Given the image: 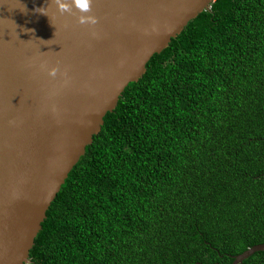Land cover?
<instances>
[{
  "label": "trees",
  "instance_id": "trees-1",
  "mask_svg": "<svg viewBox=\"0 0 264 264\" xmlns=\"http://www.w3.org/2000/svg\"><path fill=\"white\" fill-rule=\"evenodd\" d=\"M263 243L264 0H215L106 114L29 264H232Z\"/></svg>",
  "mask_w": 264,
  "mask_h": 264
},
{
  "label": "water",
  "instance_id": "water-1",
  "mask_svg": "<svg viewBox=\"0 0 264 264\" xmlns=\"http://www.w3.org/2000/svg\"><path fill=\"white\" fill-rule=\"evenodd\" d=\"M214 2L92 0L98 22L81 25L56 0H0V264L31 262L51 203L106 114ZM259 251L264 243L232 264Z\"/></svg>",
  "mask_w": 264,
  "mask_h": 264
},
{
  "label": "clouds",
  "instance_id": "clouds-1",
  "mask_svg": "<svg viewBox=\"0 0 264 264\" xmlns=\"http://www.w3.org/2000/svg\"><path fill=\"white\" fill-rule=\"evenodd\" d=\"M91 2L92 0H71V2L68 3L64 2V0H56L57 7L62 13H71L73 7L77 9L80 13L78 22L81 25H95L98 22L95 16L88 14L91 12ZM49 74L54 76L56 74V69H52Z\"/></svg>",
  "mask_w": 264,
  "mask_h": 264
}]
</instances>
